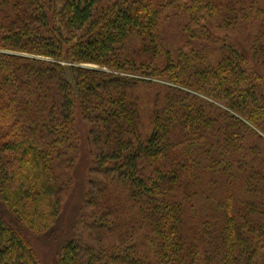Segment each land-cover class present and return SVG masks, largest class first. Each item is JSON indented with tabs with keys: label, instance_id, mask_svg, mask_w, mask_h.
Here are the masks:
<instances>
[{
	"label": "trees",
	"instance_id": "1",
	"mask_svg": "<svg viewBox=\"0 0 264 264\" xmlns=\"http://www.w3.org/2000/svg\"><path fill=\"white\" fill-rule=\"evenodd\" d=\"M246 2L0 0V264H40L32 236L56 264H264V77L221 36L264 48ZM171 14L195 49L165 44ZM79 116L98 178L76 222L98 253L57 234Z\"/></svg>",
	"mask_w": 264,
	"mask_h": 264
},
{
	"label": "rangeland",
	"instance_id": "2",
	"mask_svg": "<svg viewBox=\"0 0 264 264\" xmlns=\"http://www.w3.org/2000/svg\"><path fill=\"white\" fill-rule=\"evenodd\" d=\"M259 2V4L264 7V0H247L245 5L249 7L248 4ZM241 7H239L240 9ZM186 20L184 17L167 15L164 17L160 25V35L165 41V44L171 50H188L189 48L195 49L198 45L191 41L184 31ZM232 24L227 27L221 34L222 37L229 36L232 43L237 47L242 53H244L251 63L253 71L264 77V48L260 50H255L254 52H249V44L252 43L253 33L248 30L249 34L243 31L241 25H236L231 27ZM128 48L135 49L136 42L130 41ZM188 48V49H187ZM87 69H97L93 65H83ZM76 134L78 135L79 145H78V155L70 171L69 175V186L67 190L62 193V218L61 227L57 234L60 235L64 240L70 239L71 236H81V242L87 244L91 250L98 253L100 250L101 243L97 244L98 236L94 230L88 228H82L76 222V218L79 216L81 204L85 203L88 183L97 179L98 176L92 173L94 168L93 152L94 147L91 145V139L89 131L92 128L79 116L75 119ZM92 169V170H91ZM83 205V209H84ZM86 210V209H85ZM91 211V210H90ZM85 211L82 210L81 214ZM0 215L8 220L10 218L7 210L0 202ZM76 222V224H75ZM97 236V238H96ZM101 237V236H100ZM34 249L38 261L40 264H56V248H58V242L54 241L52 238H27ZM112 242H114L112 240ZM56 244V247H55ZM126 254H129L128 249H126ZM93 253H89L88 256H93Z\"/></svg>",
	"mask_w": 264,
	"mask_h": 264
}]
</instances>
